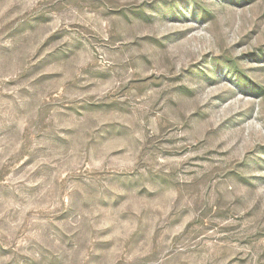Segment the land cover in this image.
Returning a JSON list of instances; mask_svg holds the SVG:
<instances>
[{"label": "rangeland", "instance_id": "374dc122", "mask_svg": "<svg viewBox=\"0 0 264 264\" xmlns=\"http://www.w3.org/2000/svg\"><path fill=\"white\" fill-rule=\"evenodd\" d=\"M0 264H264V0H0Z\"/></svg>", "mask_w": 264, "mask_h": 264}]
</instances>
